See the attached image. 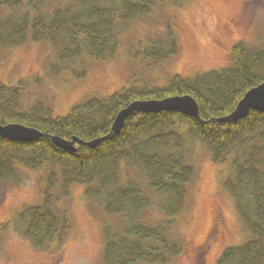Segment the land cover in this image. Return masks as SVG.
<instances>
[{
	"label": "trees",
	"instance_id": "trees-1",
	"mask_svg": "<svg viewBox=\"0 0 264 264\" xmlns=\"http://www.w3.org/2000/svg\"><path fill=\"white\" fill-rule=\"evenodd\" d=\"M27 1L0 0V49L46 39L68 63L83 54L115 55L118 24L164 2L68 0L46 11L47 0ZM178 43L169 24L145 54L163 62L178 53ZM231 56L229 65L192 77L174 74L164 87L131 85L107 98L90 97L63 115L41 100L23 109L21 87L0 79V124L18 122L42 131L30 142L0 135V180L19 181L22 166L48 171L41 202L20 212L24 233L34 245L58 247L64 242L72 219L69 206L59 202L70 197L72 184L81 183L93 207L102 206L114 217L102 225L103 264H168L184 250L180 219L196 173L192 143L198 141L214 162L230 163L223 186L249 231L244 242L222 251L217 264H264V111L252 109L237 121L217 120L264 81V35L258 46L235 43ZM175 94L192 95L200 119L181 111L134 112L118 133L107 136L117 113L132 100ZM53 135L84 141L107 137L95 146L77 142L69 150L56 145Z\"/></svg>",
	"mask_w": 264,
	"mask_h": 264
},
{
	"label": "rangeland",
	"instance_id": "rangeland-1",
	"mask_svg": "<svg viewBox=\"0 0 264 264\" xmlns=\"http://www.w3.org/2000/svg\"><path fill=\"white\" fill-rule=\"evenodd\" d=\"M68 2L47 0L43 8L52 11ZM169 24L177 34L179 51L166 61L156 62L145 54L146 48ZM118 28L117 52L104 58L83 54L68 63L58 58L46 39L3 47L0 79L21 87L23 109L41 100L62 115L82 100L107 98L131 85L164 87L174 74L192 77L229 65L232 47L239 41L261 45L264 0H183L179 4L164 0L149 13L118 24ZM192 146L196 173L180 219L184 250L168 264H217L222 251L244 242L249 231L223 186L230 163L214 162L201 142ZM22 170L19 181L0 180V264H103L102 225L114 217L107 216L102 206L93 207L81 183L72 184L70 197L59 202L69 206L72 219L71 231L60 246L38 248L25 235L20 212L41 202L48 171L46 167L23 166ZM217 216L225 225L202 255Z\"/></svg>",
	"mask_w": 264,
	"mask_h": 264
},
{
	"label": "water",
	"instance_id": "water-1",
	"mask_svg": "<svg viewBox=\"0 0 264 264\" xmlns=\"http://www.w3.org/2000/svg\"><path fill=\"white\" fill-rule=\"evenodd\" d=\"M252 109L264 111V81L247 90L235 108L230 113L218 117L217 120L220 122L237 121L246 116ZM162 110L181 111L184 114L200 119L198 102L190 94L134 99L117 113L111 126V131L107 136L118 133L124 126L126 119L134 112H157ZM0 135L14 141L30 142L37 140L42 135V131L23 123L12 122L0 124ZM107 136L96 137L89 141H84L76 136L65 138L59 135H53L52 139L56 145L64 149L75 150L77 142L95 146Z\"/></svg>",
	"mask_w": 264,
	"mask_h": 264
},
{
	"label": "flooded vegetation",
	"instance_id": "flooded-vegetation-1",
	"mask_svg": "<svg viewBox=\"0 0 264 264\" xmlns=\"http://www.w3.org/2000/svg\"><path fill=\"white\" fill-rule=\"evenodd\" d=\"M225 222L222 219L221 216H217L214 220V226H213V230L211 232V238L209 243H207L206 245H204L203 250L201 252L202 255H204V253H206L208 251V249L211 247V243H213V241L215 240V238L221 234L222 228L224 227ZM222 227V228H221Z\"/></svg>",
	"mask_w": 264,
	"mask_h": 264
}]
</instances>
